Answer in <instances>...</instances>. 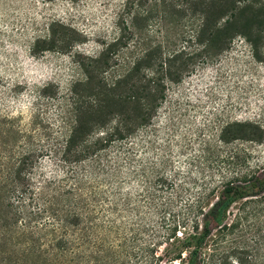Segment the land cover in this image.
<instances>
[{
    "label": "rangeland",
    "instance_id": "1",
    "mask_svg": "<svg viewBox=\"0 0 264 264\" xmlns=\"http://www.w3.org/2000/svg\"><path fill=\"white\" fill-rule=\"evenodd\" d=\"M65 146L96 153L68 164L50 152ZM0 155L33 158L35 186L71 165L66 183L96 211L116 204L119 231L164 233L215 184L264 169V0H0ZM257 194L228 238L264 229Z\"/></svg>",
    "mask_w": 264,
    "mask_h": 264
},
{
    "label": "trees",
    "instance_id": "2",
    "mask_svg": "<svg viewBox=\"0 0 264 264\" xmlns=\"http://www.w3.org/2000/svg\"><path fill=\"white\" fill-rule=\"evenodd\" d=\"M95 150L65 146L48 151L74 164ZM45 152L37 150L34 158ZM33 161L20 155L11 164L0 162V264H264L260 222H251L250 227L256 226L251 234L227 237L248 214L255 216V209L245 211L244 207L262 196L257 193L264 188V169L236 172L219 182L218 191L215 184L187 202L186 213L170 218L168 230L160 234L161 224L119 231L116 204L108 211H96L81 198L80 181L72 186L66 183L73 177L71 165L59 180H42L35 186L29 176ZM239 200L243 201L236 210H230ZM170 202L161 206L169 209ZM163 243L167 245L159 255L156 249Z\"/></svg>",
    "mask_w": 264,
    "mask_h": 264
}]
</instances>
